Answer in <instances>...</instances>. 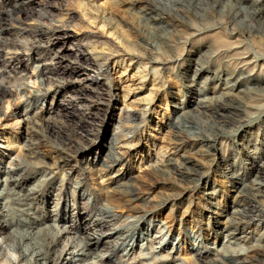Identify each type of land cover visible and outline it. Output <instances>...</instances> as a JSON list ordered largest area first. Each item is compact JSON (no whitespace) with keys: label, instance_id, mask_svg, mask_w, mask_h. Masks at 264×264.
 Returning <instances> with one entry per match:
<instances>
[{"label":"rangeland","instance_id":"374dc122","mask_svg":"<svg viewBox=\"0 0 264 264\" xmlns=\"http://www.w3.org/2000/svg\"><path fill=\"white\" fill-rule=\"evenodd\" d=\"M258 8L264 0H0V211L14 223L0 230V264L14 262L12 229L56 241L65 258L91 244L69 264H264ZM90 88L102 104L91 106ZM47 127L93 143L59 155ZM14 169L18 183L4 187ZM104 208L112 218L87 239Z\"/></svg>","mask_w":264,"mask_h":264},{"label":"bare ground","instance_id":"6f19581e","mask_svg":"<svg viewBox=\"0 0 264 264\" xmlns=\"http://www.w3.org/2000/svg\"><path fill=\"white\" fill-rule=\"evenodd\" d=\"M261 5H263V4H261ZM147 10H148V14L149 13L151 14L152 12H155L154 8L151 7V6ZM18 12L20 13L21 11L18 10ZM252 14H253V12H252ZM254 14H255L256 17L264 18V8L256 9ZM43 15H45V14H43ZM2 20L3 19L0 18V27H1V21ZM41 35H43V34H41ZM0 52H1V50H0ZM80 59L82 60V62H87L86 58H84L82 56V54H80ZM78 64H80V63H78ZM86 79L91 81V82H96L97 81V77L96 76L86 77ZM90 90H91V92L95 93V96H96V98L94 100H90L91 103H92L91 106L92 107H96L97 105L102 104V100L104 99L103 96H102L103 93H100L97 90L92 89V88H90ZM8 93H9L8 90L1 86L0 87V100L3 97H5V95H7ZM87 98H88V96H87ZM23 112L24 113L23 114L21 113V116L25 117L27 113H25V111H23ZM221 117H222V115H221ZM82 120H81V123H82ZM25 121H27V119H25ZM83 122H86V121L83 120ZM57 130H54L52 127H50V128L47 127L48 134L53 139H55V144H57V146L58 145L60 146V148H58V150L56 151L59 155L67 154L68 152H71V150L73 148H74V150H76V148H77L78 149L77 152H78L81 149L89 148L92 145V143H93L92 139L89 138V136H92L93 134H91V133L88 134L87 133V135L85 136V142L82 140V142H80L81 144L80 143L77 144L79 146L76 147L73 144L74 142L72 143L71 139H69L66 136H64V134H62V132L60 130L59 131H57ZM88 143H89V145L87 147H84ZM113 145H114L113 143H110V146H108L106 148L107 151H108V154H107L108 156H107L106 160H109L110 163H114L115 161L117 162V159L113 155L114 154ZM63 165H64V163H63ZM167 165H170L169 161L167 162ZM18 171H19V169L18 170L14 169V170H11L10 172H5L6 175H5L4 179H3L4 187L8 186L10 183L16 186V183H18V179H15V177H13L12 174H16ZM125 194L129 195V194H131V192H127L126 191ZM6 210H8V209H6ZM5 213L6 212L4 211V209H3V211H0V230H2V228L4 226L9 228V227H11L14 224L13 220L11 222L6 220ZM7 215H8V211H7ZM111 216L112 215H111V213H110V211L108 209H105V208L104 209H100V213L98 214V217L96 218V220L94 222L91 221V222H89V223H87L85 225V227H86L85 229L87 230L86 232H88V231L94 232V229L96 227L102 228L104 226V225H102V222H104V220L106 218H112ZM120 230H121L120 228H115V229H112V231L110 233H111V235H117V234L120 233ZM10 233H11V235L9 234L10 235L9 237L11 239L10 242H12V244L8 246V250H10V251H12L14 253L15 258H14V262L13 263L11 261H9V262H7V264H20V263L28 264V262L30 263L31 261L33 262V264H62L63 262L69 264L70 262H75L74 259L76 257L77 258H79L81 256H87L88 257V256L91 255L90 247H92V246H90L91 244L86 243V242L83 243L84 244V248L82 249V252H81V250L77 251V253L72 251L71 253H69L71 257L70 258H65V257H63V254H64L63 252H60L59 254H56V253L54 254L53 253V245H55L56 241H48L47 240L48 242L46 241V242H44V244L40 245L37 242H32L33 241V239H32L33 235L30 236V234H21L17 230L15 231L13 229H12V231H10ZM59 233L61 234L62 231H59ZM86 235L88 237L87 239H90L89 235H91V234L88 232V233H86ZM24 241H27V243L24 244ZM3 243L4 242H2L1 245H0V258H1V254H2L1 251H3L5 249V247L3 246ZM96 245L97 244H95L93 246L96 247ZM121 245H122V243L116 242L115 245H112V248H111V251L109 252V254H111V255L114 254L116 252V249L119 248ZM30 246L33 248V250H31L32 252L28 248ZM35 249L37 250V252L33 253V251ZM83 251H85V252H83ZM79 252H81V253H79ZM83 253H85V254L83 255ZM235 264H242V263L236 262Z\"/></svg>","mask_w":264,"mask_h":264}]
</instances>
